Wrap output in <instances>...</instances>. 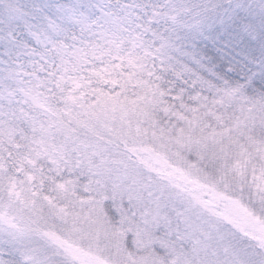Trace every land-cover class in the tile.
I'll use <instances>...</instances> for the list:
<instances>
[{
  "label": "snow or ice",
  "instance_id": "snow-or-ice-1",
  "mask_svg": "<svg viewBox=\"0 0 264 264\" xmlns=\"http://www.w3.org/2000/svg\"><path fill=\"white\" fill-rule=\"evenodd\" d=\"M0 264H264V0H0Z\"/></svg>",
  "mask_w": 264,
  "mask_h": 264
}]
</instances>
